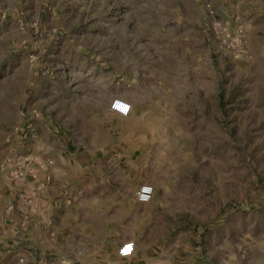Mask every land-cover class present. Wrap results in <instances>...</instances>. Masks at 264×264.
<instances>
[{"label":"rangeland","instance_id":"rangeland-1","mask_svg":"<svg viewBox=\"0 0 264 264\" xmlns=\"http://www.w3.org/2000/svg\"><path fill=\"white\" fill-rule=\"evenodd\" d=\"M101 116L173 264H264V0H0V169Z\"/></svg>","mask_w":264,"mask_h":264},{"label":"crops","instance_id":"crops-1","mask_svg":"<svg viewBox=\"0 0 264 264\" xmlns=\"http://www.w3.org/2000/svg\"><path fill=\"white\" fill-rule=\"evenodd\" d=\"M62 116L67 118L65 111ZM68 120L64 134L55 121L51 136L44 121L45 131L33 138L40 153L32 154V178L45 187L29 193L28 212L6 209L18 188L7 168L0 169V264H173L171 250H159L150 229L156 200L139 202L124 169L102 161L108 158V121L104 116L85 125ZM127 240L134 242L133 252L120 256ZM179 264L195 263L185 257Z\"/></svg>","mask_w":264,"mask_h":264},{"label":"built area","instance_id":"built-area-1","mask_svg":"<svg viewBox=\"0 0 264 264\" xmlns=\"http://www.w3.org/2000/svg\"><path fill=\"white\" fill-rule=\"evenodd\" d=\"M33 156L32 154L14 153L8 156L1 168H7L8 177L12 187H17L14 200L7 204L6 209L10 211L19 210L28 212L32 204V198L29 193L35 192L34 180L31 179L33 173ZM43 185V182H41ZM155 187L150 182H142L134 191L135 198L142 203L152 200ZM134 242L125 241L118 249L120 256H128L133 252ZM22 260V259H21Z\"/></svg>","mask_w":264,"mask_h":264}]
</instances>
